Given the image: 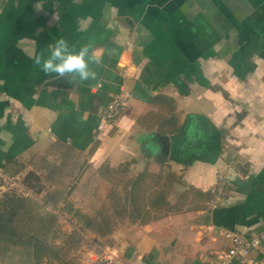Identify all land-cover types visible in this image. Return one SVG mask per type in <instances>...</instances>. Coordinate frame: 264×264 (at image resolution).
<instances>
[{
  "label": "crops",
  "instance_id": "obj_1",
  "mask_svg": "<svg viewBox=\"0 0 264 264\" xmlns=\"http://www.w3.org/2000/svg\"><path fill=\"white\" fill-rule=\"evenodd\" d=\"M61 37L101 57L95 80L34 64ZM124 91L128 106L100 133L103 108ZM157 134L170 140L165 161ZM119 165L176 179L172 211L114 235L109 250L130 264H217L225 230L264 231V0H0V177L84 208L74 193L87 171ZM252 257L264 264V243Z\"/></svg>",
  "mask_w": 264,
  "mask_h": 264
},
{
  "label": "rangeland",
  "instance_id": "obj_2",
  "mask_svg": "<svg viewBox=\"0 0 264 264\" xmlns=\"http://www.w3.org/2000/svg\"><path fill=\"white\" fill-rule=\"evenodd\" d=\"M41 167L50 169L52 165L44 161ZM82 168H84V164L78 162L76 170L79 172ZM80 177L82 178V175ZM136 178L137 175L130 174V172L127 173L125 170L122 171L120 165L116 168L103 166L97 170L89 169L83 178V184H85H82L80 189L77 186V191L74 195L78 201L86 203V207L81 209L86 210L99 223L106 224L105 229H107V232L104 235L88 232L82 230L76 221L70 220V218H61L59 219V227L54 239L57 246V254L51 260L46 258L43 264H88L87 261L92 262L88 260L89 250L99 253V259L92 263L106 264L103 260L106 255L105 250L116 245L117 239L114 235L120 231V224L125 223V226H129L136 222H144L157 218L173 210L171 205L158 209L153 208L152 202L156 198V191H160L155 190V183H160V187L163 186L167 190L164 194L166 199H168L172 190L170 185L174 187L176 181L174 177L172 178L169 174L145 177L135 193L137 204L139 205L137 206L139 207L137 210L134 208L133 202L128 198L129 193L132 191V182ZM64 179V177L60 178V184L65 183V186L71 185V179L70 183H66ZM74 188L76 187L72 188L69 195H71ZM6 193L28 195L20 184L0 177V196ZM44 195H46V192ZM140 212L141 214H139Z\"/></svg>",
  "mask_w": 264,
  "mask_h": 264
},
{
  "label": "trees",
  "instance_id": "obj_3",
  "mask_svg": "<svg viewBox=\"0 0 264 264\" xmlns=\"http://www.w3.org/2000/svg\"><path fill=\"white\" fill-rule=\"evenodd\" d=\"M149 176L153 175L140 173L132 182V191L128 198L136 210L139 205L135 193L145 177ZM154 188L160 191H156L153 208L168 207L170 203L164 194L167 190L163 186L160 187L158 182ZM63 199L59 192L50 194L43 201L15 193L0 196V263L43 264L46 258L51 260L57 254L54 239L61 214L76 221L82 230L106 234V224L99 223L93 216L76 207L72 201L65 198L64 205L59 207L58 204Z\"/></svg>",
  "mask_w": 264,
  "mask_h": 264
},
{
  "label": "built area",
  "instance_id": "obj_4",
  "mask_svg": "<svg viewBox=\"0 0 264 264\" xmlns=\"http://www.w3.org/2000/svg\"><path fill=\"white\" fill-rule=\"evenodd\" d=\"M129 94L124 91L115 95L103 108L98 123V131L103 133L108 128L115 125L125 108L129 103ZM230 177L225 174L220 177L217 185L212 189L215 194L214 204L219 201L225 194ZM225 235L230 239L231 245L228 249L218 253L219 261L217 264H232L240 262L242 264H259L257 259L252 257V252L259 249L264 243V231L252 230L242 233L237 230H225ZM106 264H130L121 255H117L112 250L107 251L104 259Z\"/></svg>",
  "mask_w": 264,
  "mask_h": 264
},
{
  "label": "clouds",
  "instance_id": "obj_5",
  "mask_svg": "<svg viewBox=\"0 0 264 264\" xmlns=\"http://www.w3.org/2000/svg\"><path fill=\"white\" fill-rule=\"evenodd\" d=\"M34 64L46 75L56 74L65 77L72 83L75 80L87 81L96 79V72L90 65L101 62V57L91 49V45L84 44L79 50L70 48L64 38H57L54 43L49 44L47 55L43 52L33 57Z\"/></svg>",
  "mask_w": 264,
  "mask_h": 264
},
{
  "label": "water",
  "instance_id": "obj_6",
  "mask_svg": "<svg viewBox=\"0 0 264 264\" xmlns=\"http://www.w3.org/2000/svg\"><path fill=\"white\" fill-rule=\"evenodd\" d=\"M157 145L159 147V152L157 153V158L160 161H165L168 158L170 151V140L167 135L157 134Z\"/></svg>",
  "mask_w": 264,
  "mask_h": 264
}]
</instances>
